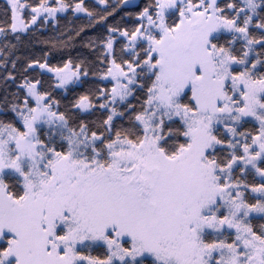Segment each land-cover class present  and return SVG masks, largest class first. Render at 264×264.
<instances>
[{
  "label": "snow or ice",
  "instance_id": "snow-or-ice-1",
  "mask_svg": "<svg viewBox=\"0 0 264 264\" xmlns=\"http://www.w3.org/2000/svg\"><path fill=\"white\" fill-rule=\"evenodd\" d=\"M6 5L0 264H264V0Z\"/></svg>",
  "mask_w": 264,
  "mask_h": 264
},
{
  "label": "trees",
  "instance_id": "trees-1",
  "mask_svg": "<svg viewBox=\"0 0 264 264\" xmlns=\"http://www.w3.org/2000/svg\"><path fill=\"white\" fill-rule=\"evenodd\" d=\"M6 0H0V24L3 23L4 20V9L6 8ZM38 35L42 36V37H50V36H56L57 32L54 31L52 29L51 26H48L46 28H41L39 29V32L37 33ZM33 39V37L31 36V34L27 35V36H22V41L23 44H18V47L21 48L22 51H27V49L24 47V45L28 44V42ZM0 40H2V38H0ZM10 42H15L14 40L10 41ZM36 47H40V45H36Z\"/></svg>",
  "mask_w": 264,
  "mask_h": 264
}]
</instances>
